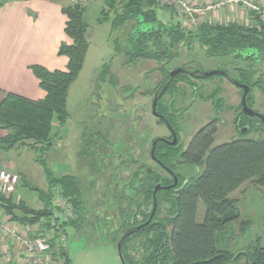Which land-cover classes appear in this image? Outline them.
<instances>
[{"label":"rangeland","instance_id":"374dc122","mask_svg":"<svg viewBox=\"0 0 264 264\" xmlns=\"http://www.w3.org/2000/svg\"><path fill=\"white\" fill-rule=\"evenodd\" d=\"M98 1L102 8L103 0H72L71 3L94 4L95 7V2ZM155 1L158 7L156 14L160 21H172L171 18L163 19V9H168L174 14L173 21L179 23L186 31H195L204 23L222 24L218 19L200 18L198 13H193L198 18V22L193 23L175 3ZM184 1L196 9L189 0ZM258 6L263 8L264 0ZM109 14L112 17V11H109ZM89 19L93 21V18ZM238 22L249 24L246 21ZM134 24V21L128 22L114 31L109 28L110 20H106L101 26L95 25L98 29H94L82 69L69 90L68 119L57 129V136L45 157L54 176L74 177L83 204L84 213L80 215L79 223L69 225L71 220L77 219V213L73 211L70 201L69 215L56 222L66 234L69 264H121L116 251V241L119 234L128 227H120L119 205L130 212L133 208L126 202L119 201L120 187L124 183L122 180L139 164L152 169L156 174L166 176L165 171L151 160L149 151L153 139L169 134L167 127L152 114L151 105L155 88L170 70L178 66L188 70H215L224 67L233 76L235 66L247 69L249 67L250 72L255 74L253 78L261 76V83L259 86L250 87L248 103L252 109L264 114L263 56L253 51L257 55L256 60H248L243 52L236 62H230V58L224 59L222 56L208 57L201 45L194 40L188 46L178 47L177 55L170 61L157 63L141 58L126 61L124 52L116 48L113 41L116 40L117 45L123 48L127 38L132 36ZM241 94V88L224 77L212 75L196 79L185 73L164 92L161 103L166 108L163 113L170 108L171 120L185 148L196 131L210 121H214L216 126L213 144L237 138L238 129L245 125L257 128V131L250 133L248 137H259L263 132L261 123L245 119L241 111ZM160 109L163 111V108ZM36 155L29 146L0 151V167H5L14 174V182L10 186L13 199L23 200L30 208L46 210L47 214L33 224H20L9 220L0 209V225L9 222L24 237L49 235L52 249L55 250L57 236L54 230L48 227V221L53 218L50 214L55 202L53 200L52 204L49 203V206L44 208L38 191L32 189L39 188L44 192L48 189L42 168L35 161ZM183 164L188 166V172L184 176L197 175L202 171L201 166L197 167L191 162L183 161ZM179 169L180 167L175 168ZM8 192L9 189L4 194ZM123 193L128 198L135 194L129 188H124ZM263 193L264 188L258 187L251 180L244 181L229 191L227 197L235 199L240 216L236 221L228 223L223 232L217 234L218 249L238 253L249 248L256 237L262 240ZM163 214L161 210L158 213L160 217ZM203 214L204 205L200 202L197 222H202ZM126 221H129L128 216ZM245 226L247 227L243 229ZM131 242L128 252L133 254L136 237L132 238ZM24 251L22 246L0 233V264L6 262L2 252L10 253L9 264H21L22 260L18 259L15 253L21 254ZM14 255L18 261L14 262ZM242 262L243 259H240L234 264Z\"/></svg>","mask_w":264,"mask_h":264},{"label":"trees","instance_id":"16d2710c","mask_svg":"<svg viewBox=\"0 0 264 264\" xmlns=\"http://www.w3.org/2000/svg\"><path fill=\"white\" fill-rule=\"evenodd\" d=\"M157 8L155 0H103V7L93 21L101 24L110 20L111 31L128 22H135L132 36L127 38L123 48L117 45L116 40L113 41L115 47L124 52L126 61L138 58L151 59L157 63L170 61L177 55L178 47L188 46L194 40L208 57L222 56L224 59L230 58V62H236L243 52L246 59L254 60L257 58L256 52L264 58V21L256 11H251V23L246 25L240 22L204 23L195 31H186L175 21H160L156 14ZM61 11L66 16L64 33L71 39V43L62 42L58 48V54L68 59L66 69L49 70L39 64L30 66L40 88L45 91L41 99L34 100L12 92L3 94L0 101V129L6 130V134L0 138V151L6 152L19 146L32 148L37 154L35 161L42 168L48 187L47 192L39 188L32 189L38 191L45 208L54 200L52 188L60 187L63 197L72 202L73 211L77 213V219L69 222V225H75L84 213L76 181L70 175L54 176L45 157L57 136V129L68 119V91L82 69L89 46L87 32L92 21L87 18L86 6L79 2L62 6ZM109 11H112V17ZM218 69L229 72L224 67ZM184 74H177L167 90ZM232 75L251 88L261 83V76L253 78L255 74L250 72L249 67L235 66ZM162 96L156 104L158 112L166 111L161 103ZM168 111H171L170 108H167ZM244 117L248 121L256 120ZM261 126L264 132V124L261 123ZM244 127H247L245 132L240 131L243 127L238 129L237 138L213 144L216 126L214 121H210L196 131L183 151L181 146L169 147L158 143L154 155L164 156L163 162L168 168L177 167L176 158L180 157L182 151V157L197 167L201 166L202 171L188 179L180 178L174 189L157 192V207L151 221L122 242V255L127 264H234L240 259H243L241 264H264V236L262 240L256 237L249 248L238 253L216 247L217 234L240 216L235 199L227 197L229 191L247 180L264 188V133L251 138L248 135L256 132L257 128ZM165 174H156L139 164L122 180L120 203L126 202L133 208L130 212L120 204L121 228L138 224L139 218H142V222L147 219L153 204V186L158 182L161 185L171 182L169 175ZM124 188H129L135 194L130 198L124 196ZM10 189L7 194L0 193V209L9 220L33 224L47 214L46 210L28 207L23 200H14ZM200 202L204 205V214L202 222H197ZM160 210L164 213L161 217L158 215ZM127 216L129 221H126ZM134 237L137 242L133 243L134 253L130 254L129 243ZM65 254L69 263L67 252Z\"/></svg>","mask_w":264,"mask_h":264},{"label":"crops","instance_id":"0c3cea01","mask_svg":"<svg viewBox=\"0 0 264 264\" xmlns=\"http://www.w3.org/2000/svg\"><path fill=\"white\" fill-rule=\"evenodd\" d=\"M1 1L0 101L3 94L8 92L34 100L41 99L45 91L40 88L30 66L39 64L49 70L66 69L68 59L58 54V48L62 42L71 43V39L64 33L66 16L62 13L61 7L72 0H6L2 4ZM222 1L224 0H189L190 4L199 10L200 18L218 19L222 24L238 21L251 23L252 13L246 3L258 5L263 2L240 0L237 3H223L217 7ZM95 3V7L94 4L85 5L87 18L97 17L101 3L99 1ZM208 5L216 7L207 9ZM163 13L165 15L163 19L171 18L172 21L175 19L170 10L163 9ZM96 24H98L96 21H92L87 32L88 49L94 36V29H98ZM5 134L6 130L0 129V138Z\"/></svg>","mask_w":264,"mask_h":264},{"label":"built area","instance_id":"2783aa9c","mask_svg":"<svg viewBox=\"0 0 264 264\" xmlns=\"http://www.w3.org/2000/svg\"><path fill=\"white\" fill-rule=\"evenodd\" d=\"M164 2H168V4L175 3L179 10L188 16V18L193 21V23L198 22V18L195 17V14L198 13L199 10L193 9L186 1L184 0H163ZM240 0H224L221 3L217 4V7L223 3H237ZM248 9L250 11H256L260 15V19L264 21V7L260 8V6L246 3ZM212 5H208L207 9H212ZM192 23V24H193ZM14 174L12 171L8 170L5 167H0V193L4 194L10 186L14 182ZM52 192L54 194V206H52L53 212H51L50 215H53V218L49 220L48 227L50 230H54L56 234V241L55 244V250H53L50 237L49 235H35V236H21L17 230L11 226L9 222L6 224L0 225V233H2L4 236H7L12 242H16L20 246L24 248V252L21 254L15 253V255L18 256V259H21V264H69L67 262L66 252V234H64V231L62 230L61 226H57L56 222H58L60 219H65L69 215V200L68 198H63L61 188L58 186H54L52 188ZM64 204V205H62ZM58 219V220H56ZM53 237V236H52ZM54 238V237H53ZM3 259L6 261L5 263H10L9 258L10 253L9 252H2ZM14 255V262L17 260V258ZM6 257V258H4ZM17 264V262H15Z\"/></svg>","mask_w":264,"mask_h":264},{"label":"water","instance_id":"95a60500","mask_svg":"<svg viewBox=\"0 0 264 264\" xmlns=\"http://www.w3.org/2000/svg\"><path fill=\"white\" fill-rule=\"evenodd\" d=\"M179 73H186L189 74L190 76L196 77V78H203V77H210L212 75H220L223 76L225 78L228 79V81L230 83H232L233 85L239 87L242 89V94H241V111L242 113L249 118L252 119H256L259 120L261 123L264 124V114L252 109L248 103H247V96L250 94L251 88L249 85L239 82L237 81L233 76L230 75V73H228L225 70H221V69H215V70H200V69H193V70H188L184 67L178 66L172 70H170L163 78V80L161 81V83L159 84V86L156 88V90L153 92V99H152V105H151V111L152 114L155 117L160 118L163 123L167 126V128L170 130L171 135H172V140L168 141L165 138H156L152 144H151V149H150V156L151 158L155 159V155H154V150H155V146L156 143L159 141H163L169 145H175L177 143L176 141V135L174 130L172 129L171 125L169 124L168 120L161 115L157 110H156V104L157 101L159 100V98L163 95V93L166 91L168 84L173 80V78L179 74ZM247 129V127H243L241 128V132H245ZM160 165H162L172 176L173 178V182L169 185H161L160 183H157L153 186L152 189V198H153V204L151 207V210L149 212V215L147 217V219L139 224V225H135V226H130L127 229H125L117 238L116 241V251H117V255L118 258L120 260L121 264H127V262L125 261L123 255H122V242L123 240L131 235L132 233L138 231L140 228L148 225V223L151 221L155 210H156V206H157V200H156V194L159 190H167V189H172L177 185V177L174 175V173L168 169L166 166H164L162 163H160Z\"/></svg>","mask_w":264,"mask_h":264},{"label":"flooded vegetation","instance_id":"af4514ba","mask_svg":"<svg viewBox=\"0 0 264 264\" xmlns=\"http://www.w3.org/2000/svg\"><path fill=\"white\" fill-rule=\"evenodd\" d=\"M190 76V75H189ZM215 76H220V75H215ZM191 77H193V76H191ZM221 77H223V76H221ZM194 78V77H193ZM196 78V77H195ZM225 78V77H224ZM196 79H198V78H196ZM227 79V78H226ZM228 80V79H227ZM161 83V82H160ZM159 83V84H160ZM159 85H157V87H158ZM167 90V89H166ZM242 90V89H241ZM164 94V93H163ZM240 104H241V101H240ZM170 112L171 111H168V112H166V113H163V112H159L161 115H163L167 120H168V122H169V124L171 125V127H172V129L174 130V132H175V135H176V141H177V143L175 144V145H169V144H167V143H165V142H163V141H159V142H162V143H164V144H166L167 146H169V147H174V146H178V147H182V151L186 148V146H185V148H183V144L181 143V138H180V136H179V133H178V130L176 129V127L174 126V123H173V121L171 120V115H170ZM180 113V112H179ZM178 114V113H177ZM243 114V113H242ZM243 116H245L244 114H243ZM156 118H158V117H156ZM159 119V121L164 125V126H166L164 123H163V121L160 119V118H158ZM167 127V126H166ZM168 129V128H167ZM168 132H169V134L167 135V136H163V137H157V138H165V139H167L168 141H171L172 140V135H171V132H170V130L168 129ZM156 139V138H155ZM155 139H153L152 140V142L155 140ZM159 142H157L156 143V146L155 147H157V145H158V143ZM182 151L180 152V157H177L176 158V162H177V167H180V169L179 170H175V169H171V168H168L166 165H164V162L163 161H165V159L161 156V157H156L155 156V159H153V158H151V160L152 161H154L161 169H163L168 175H169V177L171 178V182L169 183V184H171L172 182H173V178H172V176H171V174L162 166V165H160V163H162L164 166H166L168 169H170L173 173H174V175L177 177V185H178V183H179V181H180V178H185V179H188L190 176H184V175H186V173L188 172L187 170H188V166L186 167V165H184L183 164V161H188V162H190L188 159H185V158H183L182 157ZM176 167V168H177ZM159 183V182H158ZM157 184V183H156ZM169 184H167V185H169ZM177 185L174 187V188H176L177 187ZM174 188H172V189H174ZM120 201V200H119ZM118 219L120 220V205H119V216H118ZM138 224H135V225H139V224H141V223H143L142 222V218H139V220H138ZM135 225H130V226H135ZM130 226H128V227H130ZM120 235V234H119Z\"/></svg>","mask_w":264,"mask_h":264}]
</instances>
